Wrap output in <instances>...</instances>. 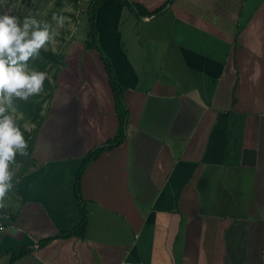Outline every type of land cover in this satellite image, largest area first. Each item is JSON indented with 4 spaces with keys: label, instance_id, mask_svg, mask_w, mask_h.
Returning a JSON list of instances; mask_svg holds the SVG:
<instances>
[{
    "label": "crops",
    "instance_id": "crops-1",
    "mask_svg": "<svg viewBox=\"0 0 264 264\" xmlns=\"http://www.w3.org/2000/svg\"><path fill=\"white\" fill-rule=\"evenodd\" d=\"M131 1L166 6L142 18L118 0L97 8L128 125L83 176L85 236L38 247L79 224L81 159L117 124L99 55L78 41L47 77L54 90L17 181V219L0 228V264L20 247L33 251L15 264H264V0ZM245 150L255 166L242 164Z\"/></svg>",
    "mask_w": 264,
    "mask_h": 264
},
{
    "label": "trees",
    "instance_id": "trees-1",
    "mask_svg": "<svg viewBox=\"0 0 264 264\" xmlns=\"http://www.w3.org/2000/svg\"><path fill=\"white\" fill-rule=\"evenodd\" d=\"M59 1V0H58ZM71 2L77 3L78 0H69ZM104 0H90L87 6V13H88V31L86 39L83 41V45L86 51H95L99 55V59L101 60L104 70L107 74L108 83L111 88L113 94V107H114V114L116 117V129L114 132L113 137L108 140L107 142L103 143L101 146L96 147L95 149L91 150L87 153L82 159L79 170L77 171L76 178H75V195L77 201L80 206V222L77 226L73 227L72 229L61 231L55 236L49 237L45 240L39 242L38 247H44L49 244L51 241L55 239H69L72 237L84 238L85 230L88 223V200L85 199L82 191V180L85 174V171L88 167L95 162L97 159H100L101 156L105 153L113 152L114 150L118 149L125 143L126 141V129L128 125V108L126 102L124 100V88L118 83L114 70L112 68V63L107 55L102 51L99 45L98 40V30H97V22H96V14L97 8ZM123 3L137 18H142L144 16H152L161 14L164 7L154 10V11H147L143 5L140 3L131 1V0H118ZM173 0H168V3L172 2ZM34 64H36V69L38 71H43L48 73L49 71L53 73L52 79H55V75L65 66V54H58L54 53L50 50L41 49L39 56L33 58ZM32 60V59H31ZM30 60V61H31ZM29 61V62H30ZM28 62V63H29ZM49 72V73H50ZM54 88L49 83V79L46 78L44 81V91L41 92L39 95H35L30 97L27 101L23 100H14L19 102V106L22 111L26 112L29 115V119L32 124L36 126L35 129L28 131L23 127L21 122H17L21 131L24 134L25 140L27 141L28 148H27V155L26 156H16V164L13 166H19L16 175L13 178V188L9 194L11 196H15L17 192V181L18 178L23 176L27 173L33 164L32 154L34 151V146L36 143L37 135L39 133L40 126L44 120V116L42 115L43 105L45 102L51 99V93ZM0 212L2 215L0 216V221L4 225L12 224L17 219V213H14L11 207H2L0 208ZM8 214L9 217L6 219L3 215ZM33 248L30 247H20L14 250H11L8 254L11 255L10 264H15L17 261L22 259L23 257L32 253Z\"/></svg>",
    "mask_w": 264,
    "mask_h": 264
},
{
    "label": "clouds",
    "instance_id": "clouds-1",
    "mask_svg": "<svg viewBox=\"0 0 264 264\" xmlns=\"http://www.w3.org/2000/svg\"><path fill=\"white\" fill-rule=\"evenodd\" d=\"M63 27L65 18L53 16ZM54 41L52 25L33 17L20 18L0 13V208L13 188L18 171L16 156H26L28 144L16 117L14 100L27 101L44 91L47 73L29 67V61Z\"/></svg>",
    "mask_w": 264,
    "mask_h": 264
},
{
    "label": "rangeland",
    "instance_id": "rangeland-1",
    "mask_svg": "<svg viewBox=\"0 0 264 264\" xmlns=\"http://www.w3.org/2000/svg\"><path fill=\"white\" fill-rule=\"evenodd\" d=\"M89 2L90 0H78L77 3L69 0H0V13L7 12L10 15L20 18L21 21L25 17H33L41 23L48 22L52 25L54 41L50 42L43 49L58 54H67L72 45L86 39L89 25L86 9ZM54 15L65 18L63 27L57 26L53 20ZM29 67L38 71L36 64H34V59L29 62ZM49 72L47 73V77L51 74ZM14 106L16 109L14 115L17 122H21L25 129L31 128L32 123L29 115L21 110L19 102L14 101ZM12 167L13 169L17 168V166ZM15 202V196L7 193L4 198V206L12 207ZM1 215L2 213L0 212Z\"/></svg>",
    "mask_w": 264,
    "mask_h": 264
},
{
    "label": "water",
    "instance_id": "water-1",
    "mask_svg": "<svg viewBox=\"0 0 264 264\" xmlns=\"http://www.w3.org/2000/svg\"><path fill=\"white\" fill-rule=\"evenodd\" d=\"M257 153L255 151L245 150L243 154V165L253 167L256 164Z\"/></svg>",
    "mask_w": 264,
    "mask_h": 264
},
{
    "label": "built area",
    "instance_id": "built-area-1",
    "mask_svg": "<svg viewBox=\"0 0 264 264\" xmlns=\"http://www.w3.org/2000/svg\"><path fill=\"white\" fill-rule=\"evenodd\" d=\"M3 217H5L6 219H8L9 215L5 214L3 215ZM5 225L0 221V228H3Z\"/></svg>",
    "mask_w": 264,
    "mask_h": 264
}]
</instances>
